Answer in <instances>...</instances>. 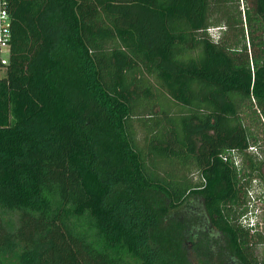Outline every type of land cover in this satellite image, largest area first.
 Listing matches in <instances>:
<instances>
[{
  "label": "trees",
  "instance_id": "1",
  "mask_svg": "<svg viewBox=\"0 0 264 264\" xmlns=\"http://www.w3.org/2000/svg\"><path fill=\"white\" fill-rule=\"evenodd\" d=\"M9 9L0 206L20 222L0 215V264H264L232 213L264 170V0Z\"/></svg>",
  "mask_w": 264,
  "mask_h": 264
},
{
  "label": "rangeland",
  "instance_id": "2",
  "mask_svg": "<svg viewBox=\"0 0 264 264\" xmlns=\"http://www.w3.org/2000/svg\"><path fill=\"white\" fill-rule=\"evenodd\" d=\"M243 7V5H242ZM217 27L211 28L210 32L212 35H217ZM147 115L143 116L146 117ZM140 117V116H138ZM138 117H135V127L137 131L138 140L143 143L145 128L141 127ZM142 117V116H141ZM150 122L149 119L146 118ZM258 134L259 140L256 149H253V155L258 157V160H264V131L258 127H253ZM247 170L245 169V172ZM243 173V172H242ZM247 173V172H246ZM256 180L250 179L249 176H242V187L244 193V198L246 203L235 205L233 207V214L236 216L238 222L246 214L254 215L255 221H257V227L254 230H250L252 234L253 248L255 253L260 257L264 250V170L257 172ZM195 180L199 179L196 173L194 174ZM0 215L7 227L15 231L19 226L20 212L18 210H10L0 206ZM234 217V216H233ZM244 226V225H243ZM246 228V227H245ZM259 234L263 235V238L259 237ZM3 264H21V249L20 247H15L12 249H7L5 252L1 253Z\"/></svg>",
  "mask_w": 264,
  "mask_h": 264
},
{
  "label": "built area",
  "instance_id": "3",
  "mask_svg": "<svg viewBox=\"0 0 264 264\" xmlns=\"http://www.w3.org/2000/svg\"><path fill=\"white\" fill-rule=\"evenodd\" d=\"M9 6L10 0H0V78L4 76L6 71L13 36V19ZM256 222L254 215L251 214L244 215L240 220L242 225L251 230L256 228L254 226Z\"/></svg>",
  "mask_w": 264,
  "mask_h": 264
},
{
  "label": "clouds",
  "instance_id": "4",
  "mask_svg": "<svg viewBox=\"0 0 264 264\" xmlns=\"http://www.w3.org/2000/svg\"><path fill=\"white\" fill-rule=\"evenodd\" d=\"M257 225H258V224H257V222H256L254 226L257 227Z\"/></svg>",
  "mask_w": 264,
  "mask_h": 264
}]
</instances>
